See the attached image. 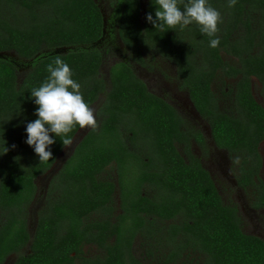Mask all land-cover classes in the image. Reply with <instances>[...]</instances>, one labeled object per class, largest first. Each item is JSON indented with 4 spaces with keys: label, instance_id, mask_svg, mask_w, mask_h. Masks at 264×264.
<instances>
[{
    "label": "trees",
    "instance_id": "16d2710c",
    "mask_svg": "<svg viewBox=\"0 0 264 264\" xmlns=\"http://www.w3.org/2000/svg\"><path fill=\"white\" fill-rule=\"evenodd\" d=\"M184 3L178 0L182 10ZM208 4L222 16L216 48L195 23L163 31L148 23L155 0H148L144 15L140 0H118L110 22L118 19L120 39L135 62L144 65L143 51L152 48L177 67L216 145L237 166L239 186L250 187L254 207L264 208V108L251 91L256 77L264 95V0ZM104 36L95 0H0V53L16 54L0 58V264L13 254L14 264H146L134 254L139 241L154 257L151 264H264V241L243 232L236 206L224 203L192 153L191 141L203 144L202 134L185 130L177 111L128 63L111 68L109 87L100 77L103 55L95 44ZM62 47L69 50L55 54ZM56 57L70 66L90 107L101 95L104 102L98 126L50 180L31 236L36 181L64 150L61 137L50 133L53 158L39 163L25 142L27 123L38 118L31 90L48 78ZM22 69L29 72L19 78ZM226 79L235 84L229 87ZM79 129L68 137L73 140ZM117 195L122 213L114 216ZM96 246L106 253L89 257Z\"/></svg>",
    "mask_w": 264,
    "mask_h": 264
},
{
    "label": "rangeland",
    "instance_id": "374dc122",
    "mask_svg": "<svg viewBox=\"0 0 264 264\" xmlns=\"http://www.w3.org/2000/svg\"><path fill=\"white\" fill-rule=\"evenodd\" d=\"M102 10L106 24V33L97 47L100 49L103 55V63L100 69V77L104 80L105 84L110 86V70L111 68L119 62H129L133 68L134 73L143 80L150 91L172 104L178 111L179 116L183 120V125L186 129H201L204 126L209 129L208 124L198 118L193 105L190 102L188 93L182 89L181 82L176 77V66L171 62L159 58L155 52H151L150 49H144V57L146 63L144 65L135 64L132 62L129 56V51L126 49L122 43L119 32H118V19L114 25L111 24V17L114 15L115 7L118 0H95ZM146 0H142V6L146 5ZM14 54V53H12ZM16 56V54H14ZM14 56V57H15ZM11 57V58H14ZM30 70V68H29ZM28 69H22L19 74V78L24 77L28 73ZM104 102V96L101 95L99 100L91 107L94 110V114L97 120V126L100 122V107ZM258 102L264 106V100L258 98ZM190 112L192 113L190 115ZM96 126V127H97ZM91 129L85 128L81 129L79 140L83 135L87 134ZM66 154L64 153L59 160V164L69 156L72 145L69 146ZM193 152L199 157L203 162L205 168L209 171L213 177L218 191L220 192L222 199L225 204H235L237 206L239 216L242 221L243 232L249 235H253L264 240V212L263 211H251L250 199L247 192L243 190L237 191L235 188L236 176L233 169H231V161L226 152H217V150H202L197 144H193ZM262 162L264 165V143L261 146ZM229 162L221 161L219 157ZM59 159V157H58ZM57 159V161H58ZM56 161V162H57ZM63 161V162H64ZM62 162V163H63ZM48 173V172H47ZM46 173V174H47ZM42 175L37 181L38 193L36 199L32 203L29 209L28 223L29 231L31 236H33L36 225L38 222V217L40 211L45 206L47 188L52 179L50 175ZM109 176L116 182V173L110 171ZM261 178L264 180V166L261 174ZM234 187V188H233ZM115 203L117 204L119 199L116 196ZM253 210V209H252ZM258 228L257 232H254ZM141 244V241H139ZM147 246L137 248V256L139 258L146 260ZM25 253H30V244L22 251ZM100 250L97 248H92L89 250V256L100 255ZM145 254V256H144ZM18 256L16 254L11 255L5 262V264H12ZM149 264V263H147Z\"/></svg>",
    "mask_w": 264,
    "mask_h": 264
},
{
    "label": "clouds",
    "instance_id": "9594fccd",
    "mask_svg": "<svg viewBox=\"0 0 264 264\" xmlns=\"http://www.w3.org/2000/svg\"><path fill=\"white\" fill-rule=\"evenodd\" d=\"M236 0H228V7H234ZM157 9L155 18L151 12L146 20L156 29L163 31L176 29L184 30L195 23L200 31L210 39V47L216 48L220 44L217 33L218 25L222 23L221 13L214 9L208 0H187L183 10L178 0H155ZM48 78L37 88L31 90L34 103L38 106L35 115L38 117L26 125V143L32 146L39 158V163L53 158L49 146L56 143L50 133L61 137L62 145L66 149L72 144L68 133L79 125L81 129H95L97 120L94 110L85 102L81 85L72 76L70 66L61 58L56 57L47 66Z\"/></svg>",
    "mask_w": 264,
    "mask_h": 264
},
{
    "label": "flooded vegetation",
    "instance_id": "af4514ba",
    "mask_svg": "<svg viewBox=\"0 0 264 264\" xmlns=\"http://www.w3.org/2000/svg\"><path fill=\"white\" fill-rule=\"evenodd\" d=\"M140 2L142 3V0H140ZM146 2L148 3V0H146ZM146 3V4H147ZM142 5V4H141ZM122 41V40H121ZM123 43V42H122ZM150 50H151V52L153 51V52H155L157 55H159L158 54V52L155 50V49H152V48H150ZM129 51V50H128ZM129 54V56L131 57V54H130V52L128 53ZM145 55V53H144V51H143V56ZM159 58H161V60L162 59H164L162 56H160L159 55ZM144 59H145V57H144ZM131 60H132V62L133 63H135V64H139V63H137V62H135L132 58H131ZM164 60H166V59H164ZM230 60V62H231V60L232 59H228L227 61H229ZM168 61V60H167ZM170 62V61H169ZM119 63H121V62H119ZM123 63H128L129 65H130V63L129 62H123ZM145 63H146V60H145ZM173 64V63H172ZM116 65V64H115ZM140 65H143V64H140ZM130 67H131V69L133 70V68H132V66L130 65ZM134 72V71H133ZM136 75V74H135ZM137 76V75H136ZM138 77V76H137ZM176 77L178 78V80L181 82V86H182V80L180 79V77H179V75H178V71H177V67H176ZM139 78V77H138ZM140 79V78H139ZM227 81H226V83H227V85L229 86V87H232V85L233 84H235V82H232V81H235V80H229V79H226ZM143 81V80H142ZM144 82V81H143ZM145 83V82H144ZM146 84V83H145ZM147 86V85H146ZM222 85L220 84H218L217 82L216 83H214L213 84V89H214V92L217 94V95H219L220 96V87H221ZM262 87H263V85H262V83H261V81L258 79V78H256V77H251V91H252V93H253V96L255 97V99H256V101L258 102V98H262L263 100H264V95H263V93H262V91H261V89H262ZM147 88H148V86H147ZM182 89L183 90H185L187 93H188V91L186 90V89H184L183 88V86H182ZM148 90L150 91V89L148 88ZM228 91V90H227ZM151 92V91H150ZM152 93V92H151ZM154 94V93H153ZM154 95H156V94H154ZM156 96H158V95H156ZM188 96H189V99H190V95H189V93H188ZM158 97H160V96H158ZM160 98H162V97H160ZM162 99H164V98H162ZM166 102H167V100L166 99H164ZM190 102H191V104L193 105V107H194V109H195V112H196V115H197V117L199 118L200 117V119H202L203 121H205L207 124H208V127H209V129H207L205 126H204V128H202V130L201 129H189V130H192V131H194V132H198V133H201L202 134V136H203V144H198V142L196 141V140H192L191 141V150H192V153H193V155L195 156V157H197L195 154H194V152H193V147H192V145L195 143V144H197L202 150H206L207 148H209V150H217V152H226L227 153V155L229 156V158H230V161H231V169H233L234 170V172L236 173L235 174V176H236V182H235V190L237 191V189L238 190H243V191H245V192H247L248 193V195H249V199H250V205H251V208L253 209H251V211L252 212H256V211H263L264 212V208H255L254 207V205H253V202H254V194H253V192H252V189L250 188V187H247L246 189L245 188H242L241 186H239V184H238V181H237V175H238V173H237V166L235 165V163L232 161V158L230 157V155H229V153L226 151V150H223V149H220L217 145H216V143H215V141L213 140V136H212V130H211V126H210V124H209V122L196 110V108H195V106H194V104L192 103V101H191V99H190ZM167 103H169V102H167ZM259 103V102H258ZM170 104V103H169ZM260 104V103H259ZM176 111H177V109L172 105V104H170ZM261 105V104H260ZM263 108H264V106H262ZM177 113H178V111H177ZM192 113L190 112V115H191ZM181 118V117H180ZM184 127V126H183ZM184 129L185 130H188V129H186L185 127H184ZM264 143V140L260 143V145H259V152H260V156H261V159H262V155H261V146H262V144ZM219 157V156H218ZM198 159H199V162H200V164H201V166L205 169V170H207L206 168H205V166H204V162L199 158V157H197ZM218 159H220L221 161H225V162H227V164H229V162L228 161H226V160H224V159H222L221 157H219ZM263 162H262V166H261V170H260V180L263 182V186H264V180L261 178V174H262V170H263ZM208 171V170H207ZM209 172V171H208ZM210 174V173H209ZM210 176H211V174H210ZM211 178H212V180H213V182H214V184H215V186H216V188H217V185H216V183H215V181H214V179H213V177L211 176ZM48 189V188H47ZM217 190H218V188H217ZM220 193V192H219ZM221 195V194H220ZM118 199H119V196H118ZM229 205H232V204H229ZM233 205H235V204H233ZM236 206V205H235ZM113 208H114V211H113V213H114V216H118V215H120L121 213H122V211H121V208H120V201H118V203L116 204L115 202H114V204H113ZM236 208H237V206H236ZM238 210V209H237ZM238 214H239V212H238ZM242 230H243V228H242ZM258 231V228L256 229V230H254V232H257ZM249 235V234H248ZM253 236V235H252ZM259 238V237H258ZM114 239H115V237H113V238H108L107 239V241H110V244H112L113 243V241H114ZM261 239V238H260ZM262 240V239H261ZM264 241V240H263ZM147 246V245H146ZM138 247H144V246H141V244H139V242H136L135 243V245H134V254H135V256H137V248ZM94 248H97L98 250H100V256H102L104 253H106V251L104 250V249H100L99 247H94ZM146 260L145 259H142L141 257H140V259L141 260H143L146 264L147 263H149V264H151V260H152V258H154V257H148V254H147V251H146ZM99 256V255H98ZM144 256H145V254H144ZM89 257H91V258H96L97 256H89ZM138 258H139V256H137Z\"/></svg>",
    "mask_w": 264,
    "mask_h": 264
},
{
    "label": "water",
    "instance_id": "95a60500",
    "mask_svg": "<svg viewBox=\"0 0 264 264\" xmlns=\"http://www.w3.org/2000/svg\"><path fill=\"white\" fill-rule=\"evenodd\" d=\"M146 6H147V4L143 7V6H141L142 7V14L144 15L145 14V9H146ZM101 12H102V10H101ZM102 14H103V12H102ZM103 18H104V35H105V33H106V24H107V20L105 19V16H104V14H103ZM103 41V40H102ZM100 42H98V43H96L95 44V46L96 45H98ZM69 50V48H66V47H62V48H58V49H56L55 50V54H63V53H66L67 51ZM5 56H7V57H14L15 55L14 54H12V53H8V52H3V53H0V58H3V57H5ZM80 132H81V128L79 129V131L77 132V134L75 135V137H74V139L72 140V146L73 147H71V151H70V154H69V156L66 158V160L62 163H60L59 164V160L61 159V157H62V155L65 153L66 154V151H67V149L68 148H70V147H67L66 149L64 148V150L62 151V153L59 155V159H58V161L57 162H55V164L53 165V167L48 171V173L46 174V175H50V177L51 178H53L59 171H60V169L63 167V165H64V163L69 159V157L74 153V151H75V149H76V147H77V145L83 140V138L86 136V134L85 135H83L82 136V138L79 140V134H80ZM15 261H16V259H15ZM15 261L12 263V264H14L15 263Z\"/></svg>",
    "mask_w": 264,
    "mask_h": 264
}]
</instances>
